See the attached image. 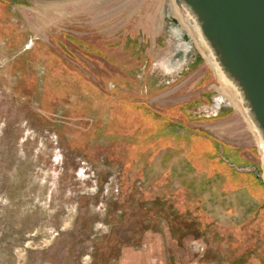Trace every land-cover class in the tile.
<instances>
[{"label":"rangeland","instance_id":"rangeland-1","mask_svg":"<svg viewBox=\"0 0 264 264\" xmlns=\"http://www.w3.org/2000/svg\"><path fill=\"white\" fill-rule=\"evenodd\" d=\"M179 11L0 0V264H264V152Z\"/></svg>","mask_w":264,"mask_h":264},{"label":"water","instance_id":"water-1","mask_svg":"<svg viewBox=\"0 0 264 264\" xmlns=\"http://www.w3.org/2000/svg\"><path fill=\"white\" fill-rule=\"evenodd\" d=\"M197 18L224 73L264 136V0H175ZM182 3V4H181ZM172 12L167 18L174 24Z\"/></svg>","mask_w":264,"mask_h":264},{"label":"bare ground","instance_id":"bare-ground-1","mask_svg":"<svg viewBox=\"0 0 264 264\" xmlns=\"http://www.w3.org/2000/svg\"><path fill=\"white\" fill-rule=\"evenodd\" d=\"M171 7H172L173 13L175 14V16L177 18H179V20L182 19L180 14H179V12H180L179 9L182 10L181 13L185 14L184 16H185L187 22L192 24L195 31L197 33H199L202 43L206 47V50L209 52V56L210 55L212 56V63H213L215 70L217 71L219 77L221 78V83H223L222 87H221L222 92L225 94V96H228L230 98V100L234 103V105L238 109H240V111L247 117L249 122L252 124L254 133L258 137L260 147L264 152V136H263V133L260 130V128L258 127V125L256 124V122L253 120V117L251 115V111H250L247 103L245 102V97H244L243 93L241 92L239 87L230 78H228V76L224 73V71L222 70L219 62L217 61V59L214 55L213 50L211 49L210 45L208 44V42L203 37L202 31L200 29V24L197 21V18L192 14V12L184 4L178 5L179 8H177L174 1L171 0Z\"/></svg>","mask_w":264,"mask_h":264}]
</instances>
